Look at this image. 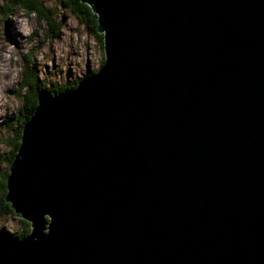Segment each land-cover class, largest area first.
Wrapping results in <instances>:
<instances>
[{
	"label": "water",
	"instance_id": "95a60500",
	"mask_svg": "<svg viewBox=\"0 0 264 264\" xmlns=\"http://www.w3.org/2000/svg\"><path fill=\"white\" fill-rule=\"evenodd\" d=\"M104 61L36 91L0 264H264V0H81Z\"/></svg>",
	"mask_w": 264,
	"mask_h": 264
},
{
	"label": "rangeland",
	"instance_id": "374dc122",
	"mask_svg": "<svg viewBox=\"0 0 264 264\" xmlns=\"http://www.w3.org/2000/svg\"><path fill=\"white\" fill-rule=\"evenodd\" d=\"M15 1L0 0V237L4 239L21 228V218L3 205L6 201L2 198V186L3 175L8 173L12 140L25 120L23 108L29 90L19 88L26 65L24 54L30 53L28 67L32 68L40 89L50 87L46 88L50 93L56 85L68 86L91 75L104 61L103 44L87 32L68 8L55 0H38L50 8L55 25H60L56 37L50 38L42 20L13 6Z\"/></svg>",
	"mask_w": 264,
	"mask_h": 264
},
{
	"label": "trees",
	"instance_id": "16d2710c",
	"mask_svg": "<svg viewBox=\"0 0 264 264\" xmlns=\"http://www.w3.org/2000/svg\"><path fill=\"white\" fill-rule=\"evenodd\" d=\"M57 3L61 4L62 6H64V8H68L71 13H73V15L76 17L77 21L80 24H83L85 29L87 30V32L89 33H93L95 35V37L100 41V43L102 44V34L98 33L96 30V14L94 12H92L90 6H88L86 3L82 2L81 0H55ZM13 6H19L21 7L26 14H32L34 13L37 17V20H42V22L44 23L45 27L47 28L48 32L47 35L50 38H54L56 37V33H58L59 30V23L58 26L55 25V20L53 18V13L51 12L50 8H47L43 2L38 1V0H17L14 2ZM57 26V27H56ZM29 55L30 53H26L24 54V61L26 62L25 64V68L22 72V76L20 78V83H19V88H23V87H27V102L25 99V106L23 108V111L26 112L23 116L25 120H23V124L24 122L30 117L34 107L36 106V91L38 89H40L39 85H38V80L36 78V76L33 74L32 68H29L28 65V61H29ZM102 62V60L100 61V63ZM94 73V72H92ZM90 73V74H92ZM77 81H74L72 83H70L68 86L69 87H73L75 86ZM67 85H62V86H58L56 85L55 90L57 92H60L64 89H66L68 87ZM45 87V86H44ZM45 88H50V87H45ZM52 90V89H51ZM52 90V91H53ZM22 129V127H21ZM21 129L19 128L18 131L16 132V137L12 140L13 143V150L11 151V155L9 156V160L8 163L10 164L11 160L13 159V156L16 152V149L18 147L19 144V140H20V135H21ZM8 173H5L3 175V194H2V198H4L5 195V180H6V176ZM3 205L5 206V208L8 211H11V207L9 205L8 202H4ZM9 206V208H8ZM13 211V210H12ZM16 214V213H15ZM18 215V214H16ZM19 216V215H18ZM21 222V228L20 230L15 233L10 235L9 238L7 239H12V238H21L24 235H26L29 231H30V223L24 219H20ZM2 238V237H0Z\"/></svg>",
	"mask_w": 264,
	"mask_h": 264
},
{
	"label": "bare ground",
	"instance_id": "6f19581e",
	"mask_svg": "<svg viewBox=\"0 0 264 264\" xmlns=\"http://www.w3.org/2000/svg\"><path fill=\"white\" fill-rule=\"evenodd\" d=\"M86 4H87V3H86ZM87 5L90 6L89 4H87ZM93 12H94V11H93ZM94 13L96 14V12H94ZM96 21H97V14H96ZM97 32H98V33H102V38H103V30H102V29L99 30V31L97 30ZM13 37H14V36H13ZM102 44H103V42H102ZM102 46H103V45H102ZM102 63H103V62H102ZM100 66H101V65H100ZM92 74H93V73H92ZM89 76H90V75H89ZM84 77H87V76H84ZM82 78H83V77H82ZM80 79H81V78H80ZM80 79H79V80H80ZM79 80H78V81H79ZM67 89H73V87H72V88H66V89H64V90H67ZM39 90H41V89H39ZM45 90H46V89H45ZM62 91H63V90H62ZM54 92H55L56 94L59 93V92H57V91H54ZM36 105H37V104H36ZM35 107H36V106H35Z\"/></svg>",
	"mask_w": 264,
	"mask_h": 264
},
{
	"label": "flooded vegetation",
	"instance_id": "af4514ba",
	"mask_svg": "<svg viewBox=\"0 0 264 264\" xmlns=\"http://www.w3.org/2000/svg\"><path fill=\"white\" fill-rule=\"evenodd\" d=\"M24 113H26V112H24Z\"/></svg>",
	"mask_w": 264,
	"mask_h": 264
}]
</instances>
